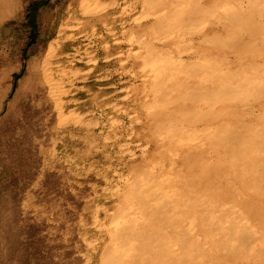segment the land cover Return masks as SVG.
I'll list each match as a JSON object with an SVG mask.
<instances>
[{
	"label": "rangeland",
	"instance_id": "obj_1",
	"mask_svg": "<svg viewBox=\"0 0 264 264\" xmlns=\"http://www.w3.org/2000/svg\"><path fill=\"white\" fill-rule=\"evenodd\" d=\"M3 2L0 264H264V0Z\"/></svg>",
	"mask_w": 264,
	"mask_h": 264
},
{
	"label": "bare ground",
	"instance_id": "obj_2",
	"mask_svg": "<svg viewBox=\"0 0 264 264\" xmlns=\"http://www.w3.org/2000/svg\"><path fill=\"white\" fill-rule=\"evenodd\" d=\"M4 0H0V20L3 19V14L4 12H2V9L4 8ZM6 2V1H5ZM7 4V3H6ZM151 173V172H150ZM160 173V172H159ZM167 174V173H166ZM159 211V210H158ZM229 221H232V220H229ZM132 226V225H131ZM133 227V226H132ZM228 227V226H226ZM227 229V228H226ZM228 231V230H227ZM225 234V233H224ZM125 234L124 233H121V234H117L115 235L113 238H112V241L115 245V248L117 249H121L123 247V245L125 244ZM162 242V241H161ZM147 243V242H146ZM153 243V242H152ZM158 243V242H157ZM165 243V242H164ZM148 245V244H147ZM125 254V253H123ZM118 256V255H117ZM121 258V257H120ZM120 261V260H119ZM125 263V262H124ZM119 264V263H118ZM120 264H123V263H120ZM126 264V263H125Z\"/></svg>",
	"mask_w": 264,
	"mask_h": 264
}]
</instances>
